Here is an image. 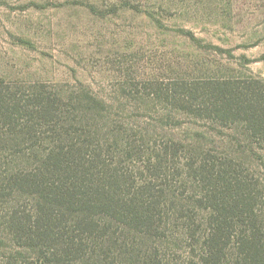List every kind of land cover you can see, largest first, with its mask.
Listing matches in <instances>:
<instances>
[{"label":"rangeland","instance_id":"obj_1","mask_svg":"<svg viewBox=\"0 0 264 264\" xmlns=\"http://www.w3.org/2000/svg\"><path fill=\"white\" fill-rule=\"evenodd\" d=\"M228 80L264 89V0H0V92L60 98V118L94 131L108 160L135 175L133 190L165 189L162 236L132 235L135 250L116 249L102 264H145L150 256L156 264H198L210 210L196 200L209 204L214 190L196 174L213 164L202 163L204 156L241 173L264 224V140L207 111L214 83ZM116 134L144 158L120 154L123 148L107 141ZM48 140L33 141L44 148ZM7 145L0 143L2 186L12 166L9 152L1 154ZM14 207L31 209L32 202L0 200V232ZM180 212L196 215L195 238ZM16 250L0 242V264Z\"/></svg>","mask_w":264,"mask_h":264},{"label":"trees","instance_id":"obj_2","mask_svg":"<svg viewBox=\"0 0 264 264\" xmlns=\"http://www.w3.org/2000/svg\"><path fill=\"white\" fill-rule=\"evenodd\" d=\"M214 84L205 101L212 106L208 114L225 123H244L253 136L264 140V89L259 82ZM60 100L52 94L25 99L0 92V122L10 126L2 125L0 143L8 145L1 154L9 152L6 160L12 163L8 184L0 185V200L20 196L32 202L31 209L14 207L8 213L0 242L10 241L17 254L5 257L4 264L19 260L21 264H102L112 259L116 249L135 250L128 246L132 235L164 232L160 207L167 200L165 189L152 195L145 188L133 190L135 175L108 160L94 131L82 125L75 128L73 118H60ZM42 136L50 143L44 148L33 141ZM9 137L14 141L6 140ZM25 140L34 144L23 146ZM107 141L120 145V154L129 161L145 156H133V143L123 147L125 140L118 134L108 135ZM18 159L22 162L15 165ZM203 159L202 163L213 164H203L196 174L214 190L209 204L196 200L202 210H210L208 228L198 241V264H264V224L256 211L257 196L235 168L211 156ZM25 160L29 164L23 166ZM180 217L188 219V236L195 238L200 231L196 215L180 212ZM234 238L236 254H230ZM144 263L156 264L151 256Z\"/></svg>","mask_w":264,"mask_h":264}]
</instances>
